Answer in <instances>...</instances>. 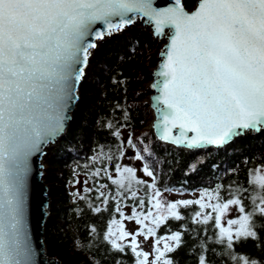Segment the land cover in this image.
<instances>
[{
	"label": "snow or ice",
	"instance_id": "snow-or-ice-1",
	"mask_svg": "<svg viewBox=\"0 0 264 264\" xmlns=\"http://www.w3.org/2000/svg\"><path fill=\"white\" fill-rule=\"evenodd\" d=\"M138 21L167 41L149 85L157 93L155 140L146 143L147 134L132 131L123 137L132 127L126 96L112 110L119 119L96 121L115 143L96 144L87 179L70 182L74 188L93 182L71 193L73 212L108 221L102 232L89 224L74 250L87 264H129V257L131 264H180L176 253L191 235L195 264H264V164L249 169L248 186L225 185L236 169L220 172L213 164L214 182L193 189L197 198L165 195L188 191L187 179L180 189L170 183L174 152L223 150L237 138L264 136V0H197L191 12L186 0L165 7L155 0H0V264H35L31 160L66 133L97 42ZM111 83L126 93V79ZM125 159L139 161L140 169ZM204 163L189 164L183 175L198 176ZM125 222L138 227L129 231ZM249 244L258 255L236 251Z\"/></svg>",
	"mask_w": 264,
	"mask_h": 264
},
{
	"label": "trees",
	"instance_id": "trees-1",
	"mask_svg": "<svg viewBox=\"0 0 264 264\" xmlns=\"http://www.w3.org/2000/svg\"><path fill=\"white\" fill-rule=\"evenodd\" d=\"M156 44L150 33L138 27L129 28L101 42L94 51L90 67L87 69V77L80 86L79 102L73 110L72 120L67 125L66 133L47 149L44 157L43 178L48 187L50 203L48 217L44 225V244L48 255L55 257L63 264H87L85 255L74 250V241L77 238L86 241V229L89 224L95 225L102 232L108 221L107 215L101 219L85 212L82 217L78 218L73 212L74 204L71 193L85 186L92 187L93 182L90 180L88 185L81 183L75 188L70 182L77 179L83 182L87 179L86 173L92 169L91 162L87 160V157L93 155L91 150L96 144L111 145L115 143L114 138L107 131L99 128L96 121H103L109 117L119 119L121 113H113L112 110L116 102L124 104L126 96V106H132L129 109L132 127L122 130L123 137L126 139L129 131H132L135 136L147 134L144 137L146 143L149 138L155 140L151 130H142L148 122L145 117L146 104L142 102V99L147 95V91L143 90V83L148 79V64L153 63L150 60L152 56L149 54ZM113 77L117 80H127L126 93L124 89L111 83ZM254 154L260 155L254 157ZM127 155L132 156V152L128 151ZM261 155H264V136L237 138L223 150L174 152L172 157L178 163L175 164L170 183L180 189L182 181L187 179L188 183L183 187L188 191L184 193L193 194L195 193L192 191L193 189L214 182L211 166L215 164L220 172L230 168L236 169L235 172L224 177L222 182L225 185L232 180H239L248 186L249 169L264 164V159L260 158ZM245 158H252L247 165L244 163ZM200 160L205 163L201 167L199 175L191 178L185 177L183 173L188 165ZM121 163L129 164L138 170L141 167L139 161L125 159ZM74 168L79 175H74ZM109 170L115 177L111 165H109ZM137 175L142 179H148L143 177L139 171ZM102 182L109 183L108 181ZM127 210L130 214L131 209ZM170 223L174 230L179 227L178 223ZM189 227L194 226L189 222ZM160 234H164L163 229L160 230ZM185 239L187 246L181 248L176 256L179 258L180 264H195V255L188 253L196 241L192 239L191 235H186ZM236 251L258 255L251 244L246 247H238ZM128 259L131 264V257Z\"/></svg>",
	"mask_w": 264,
	"mask_h": 264
},
{
	"label": "water",
	"instance_id": "water-1",
	"mask_svg": "<svg viewBox=\"0 0 264 264\" xmlns=\"http://www.w3.org/2000/svg\"><path fill=\"white\" fill-rule=\"evenodd\" d=\"M169 3H171V0H155V5L159 7L168 6ZM196 3H195V6H196ZM194 9L195 7L191 11H193ZM140 22L143 26L150 28L151 36L152 38H154L153 27L150 24H148L146 21H140ZM106 38H110V37H106ZM103 41H99L97 43L99 44ZM166 43L167 41L165 40L164 43L161 45L160 50L157 53L158 60L155 64V67L151 70V73H150L151 82L149 83V85L153 82L152 74L159 63V53ZM148 89L150 91V95L148 96V102H149V106L152 108L153 113H154V119L152 120L149 128L153 133L152 125H153L154 120L156 119V113L152 107V103H153V98L157 93H155V91L151 89L150 87H148ZM154 138H155V135H154ZM55 143L50 144L49 146L45 147L43 155L38 154L37 156H34L31 160L32 172H31V175L29 176V181H28V190H29L28 191V205H29L28 231H29L30 241L36 252V255L34 257L35 264H63L55 257L48 255L45 249V244H44V225L48 217V209H49V203H50L49 196H48V187L43 178L44 157L47 153V149L50 146H53ZM209 149H213V148H208L207 150ZM45 205H47L48 207L45 208L44 207Z\"/></svg>",
	"mask_w": 264,
	"mask_h": 264
},
{
	"label": "rangeland",
	"instance_id": "rangeland-1",
	"mask_svg": "<svg viewBox=\"0 0 264 264\" xmlns=\"http://www.w3.org/2000/svg\"><path fill=\"white\" fill-rule=\"evenodd\" d=\"M196 1L197 0H186V9L188 10V11H191L194 7H195V3H196ZM135 28V27H138V28H142L145 32H147V33H150V28L149 27H146V26H143L142 24H141V22L140 21H138L135 25H133V26H130L129 28ZM128 28V29H129ZM128 29H126V30H128ZM125 30V31H126ZM150 35H151V33H150ZM152 37V36H151ZM106 39H108V38H106ZM105 39V40H106ZM154 39V41L157 43L156 44V46L154 45V48L151 50V52H150V54L149 55H151L152 57H150L151 59V61H153V63H151V64H148V73H147V76H148V79H147V81L146 82H144L143 83V90L145 91H147V95H146V97H144L143 99H142V102H144L145 104H146V115H145V117H146V119H147V124H146V126L142 129V130H149L150 131V124H151V122H152V120L154 119V113H153V110H152V108L149 106V102H148V96L150 95V91H149V89H148V85H149V83L151 82V76H150V73H151V70L155 67V64H156V62H157V60H158V58H157V53H158V51L160 50V48H161V45L164 43V39H157V38H153ZM100 44V43H99ZM98 44V45H99ZM141 130V131H142ZM152 132V131H151ZM155 139V138H154ZM44 166H45V164H44ZM73 188V187H72ZM165 195H167V197H168V199L169 200H180V199H195V198H197V196L199 195V193L198 192H195V193H193V194H186V193H183V194H180V193H178V192H176V193H172V194H165ZM126 212L129 214V210H126ZM125 224H126V227H127V229L129 230V231H135L136 230V228L138 227V226H136L134 223H129V222H125ZM142 239V238H141ZM145 248H146V250H151L150 249V244H148V245H145Z\"/></svg>",
	"mask_w": 264,
	"mask_h": 264
}]
</instances>
